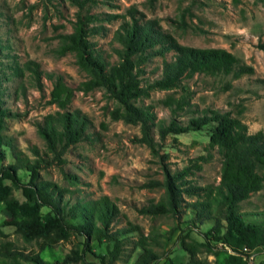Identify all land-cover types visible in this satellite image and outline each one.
Instances as JSON below:
<instances>
[{"label":"rangeland","instance_id":"1","mask_svg":"<svg viewBox=\"0 0 264 264\" xmlns=\"http://www.w3.org/2000/svg\"><path fill=\"white\" fill-rule=\"evenodd\" d=\"M130 8L137 10L135 16L158 20L163 30L181 44L224 48L236 56L239 64L252 69L237 78L231 74H194L184 78L179 86L150 90L137 104L151 105L155 121L168 123L175 116L185 124L189 117L210 108L239 116L249 133L264 130V52L257 46L264 41V0H97L87 10L102 18L91 25L101 24L104 28L90 39L112 63L118 60L114 48L119 46L114 33L123 19H130ZM84 10L70 0H0V90L2 105L10 111L3 132L12 138L14 147L4 148L0 168L14 163L12 152L17 151L30 163L39 160L36 170L41 179L72 191H64L70 202L108 196L120 210L112 229L136 227L124 236L122 251L114 264H133L141 251L136 246L140 233L157 237L160 244L153 246L161 256L157 264H163L167 258L173 264L187 260L180 245L182 237L187 241H209L212 252L202 248L196 255L205 264H226L231 253L228 247L207 237L212 222H198L187 207L195 196L182 194L181 206L174 212L151 215L144 211L166 197V170L172 173L191 165V174L186 177L190 183L218 184L221 155L208 146L211 125L196 131L169 133L164 139H160L157 126H153V150L142 140L139 124L112 117L111 111L118 102L104 88L79 89L88 76L78 68L73 53L60 52V44L61 36L72 31L77 12ZM165 58H173V53H167ZM162 60L155 56L147 62L142 85L160 75ZM57 76L73 89L71 101L63 110L52 102L51 91ZM182 94L188 96L190 106L174 114L167 99ZM73 110H80L89 119L88 137L62 151L60 162L47 148L37 124L48 114ZM194 163L198 166H192ZM29 176L25 169L18 170L21 183H27ZM4 182L11 185L16 199L24 200L20 188L9 180ZM240 210L247 213L246 221L262 223L264 186L243 201ZM10 217L0 202V245L10 242L26 255L37 253L48 264H98L97 254L106 252L96 241H90L86 247L84 237L76 233L49 243L27 242L14 226L6 224ZM9 262V258L0 256V264ZM248 262L263 264L264 247L256 248ZM16 263L36 264L23 257L17 258Z\"/></svg>","mask_w":264,"mask_h":264},{"label":"trees","instance_id":"2","mask_svg":"<svg viewBox=\"0 0 264 264\" xmlns=\"http://www.w3.org/2000/svg\"><path fill=\"white\" fill-rule=\"evenodd\" d=\"M70 1L85 10L77 12L72 31L61 36L60 52L73 53L78 68L88 76L80 83L79 89L90 91L104 88L118 102V106L111 111L112 117L139 124L142 140L153 150L156 148L151 136L153 126H157L160 139H164L169 133L196 131L211 125L208 146L216 148L221 155L218 184L197 186L190 183L186 177L191 174V165L172 173L166 170L163 183L166 197L151 203L144 211L151 215L174 212L181 206L182 194L195 196L196 199L188 201L187 207L198 222H212V235L207 233V237L228 247L231 253L226 264H249L248 258L252 252L264 247V221H246L247 213L241 211L240 207L243 201L264 186V130L249 133L239 116L210 108L189 117L185 124L175 116L168 123L155 121L152 106L137 104V100L147 96L150 90L179 86L184 78L194 74H231L237 78L252 69L239 64L236 56L224 48H197L179 43L173 35L163 30L158 20L135 16L137 10L133 8L128 9L130 19H123L114 33L119 46L114 48L118 60L112 63L90 39L93 35L101 34L104 28L101 24L91 25L102 18L87 10L97 0ZM257 46L264 52V41H259ZM169 52L173 53V58L167 60L165 55ZM155 56L163 58L161 73L153 81L142 85L144 67ZM34 72L37 73L35 69ZM51 96L52 102L63 110L71 101L73 89L57 76ZM167 100L174 114L190 106L185 94ZM9 114V109L2 105L0 90V157L4 156L5 147L14 149L12 138L3 132L5 118ZM89 123L86 114L80 110L56 111L46 115L37 127L53 157L61 162L59 154L62 151L88 137L86 130ZM12 156L14 163L0 168V202L11 215L6 224L14 226L27 242L42 240L49 243L65 239L72 233L79 234L84 237L86 247H89L90 241H96L99 247L104 246L106 252L97 254L98 264H114L122 251L124 236L136 229L133 225L112 229V222L120 215L118 206L106 195L97 199L77 198L70 202V197H66L64 191H72L38 176L36 167H39V160L30 163L17 151L12 152ZM196 164L192 166H198ZM20 169L30 172L27 183L20 182ZM72 177L76 180L75 176ZM5 180L21 189L23 201L14 197L11 185L6 184ZM42 208L47 210L43 211ZM260 215L264 216V213ZM158 244L155 235L144 236L140 233L136 246L141 251L133 264H157L161 256L153 246ZM180 245L187 253V260L181 264H205L196 255L202 248L208 252L213 249L209 241L192 238L187 241L184 237L180 238ZM0 256L9 258V264H17L19 257L36 264H48L37 253L26 255L16 250L10 242L0 245ZM167 260L163 264H173L170 259Z\"/></svg>","mask_w":264,"mask_h":264}]
</instances>
